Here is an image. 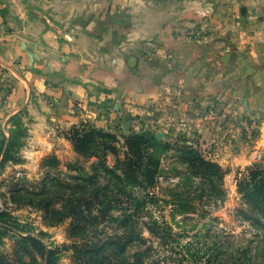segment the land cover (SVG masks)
Segmentation results:
<instances>
[{
  "label": "crops",
  "instance_id": "obj_1",
  "mask_svg": "<svg viewBox=\"0 0 264 264\" xmlns=\"http://www.w3.org/2000/svg\"><path fill=\"white\" fill-rule=\"evenodd\" d=\"M0 66L1 115L48 105L53 123L104 128L194 100L258 139L264 0H0Z\"/></svg>",
  "mask_w": 264,
  "mask_h": 264
},
{
  "label": "rangeland",
  "instance_id": "obj_2",
  "mask_svg": "<svg viewBox=\"0 0 264 264\" xmlns=\"http://www.w3.org/2000/svg\"><path fill=\"white\" fill-rule=\"evenodd\" d=\"M8 72L0 66V103L12 90ZM164 108L158 107L146 116L124 114L104 128L85 123H53V106L48 105L38 113L23 107L12 114H0V139L2 135L8 136L11 130L16 134L13 159L5 162L0 171V212L10 215L8 225L15 229L0 240V264H18L20 258L30 261L28 253L18 258L19 235L34 236L48 248L56 249L55 264H84L85 243L93 236L94 242L102 239L104 233L98 231L111 233L114 229L112 224L91 231L86 226L87 218L81 213L80 224L85 227L69 230L72 218L67 208L61 209L62 203L56 200L57 196L73 193L71 188L76 184L82 186L84 178L93 173L91 164L95 158L83 160L73 149V128L81 131L83 126L117 135L114 153L106 156V164L110 167L116 159L124 157L122 136L147 131L159 142L172 146L162 157L157 190L159 197L167 202L160 201L162 207L152 209L154 217L165 228L166 236L160 239L144 229L145 242L130 244L125 257L119 256L116 250L109 251L112 263L132 264L137 252L144 256L143 264H178L185 253L192 255L193 261L198 262L200 257L205 261L216 259L217 249L222 246L227 254L248 248L253 264H264V228L252 226L238 215L237 210L243 206L235 179L249 166H264V127L257 139V130L248 121L241 125L234 119L232 125L226 112L221 116L217 109L216 115L213 106L194 100L180 99L170 112ZM209 110L213 113L209 114ZM177 139L187 140L201 156L225 172L222 187L226 193L222 201L204 196L201 202L195 203L193 212L180 214L176 211L171 204L172 188L188 177L186 167L178 161L179 152L175 151ZM199 182L194 180L189 191L201 188ZM194 193L197 195L199 191ZM53 209L58 213L53 214ZM227 256H221L223 264L229 263ZM36 261L40 264L37 256Z\"/></svg>",
  "mask_w": 264,
  "mask_h": 264
},
{
  "label": "trees",
  "instance_id": "obj_3",
  "mask_svg": "<svg viewBox=\"0 0 264 264\" xmlns=\"http://www.w3.org/2000/svg\"><path fill=\"white\" fill-rule=\"evenodd\" d=\"M83 127L81 131L73 128V149L83 160L95 158L91 164L93 173L84 178L82 186L74 185L71 188L73 193L66 197L57 196L56 200L62 203L61 209L67 208L68 216L72 218L69 230L85 227L80 224L81 213L87 218L86 226L91 231L96 232L100 226L115 225L111 233L98 231L104 233V237L94 242L93 236L83 247L86 256L84 264H114L110 261L109 251L116 250L119 256H124L130 244L145 242L142 236L144 229L160 239H164L167 234L154 217L152 209L162 207L160 201L167 202L159 197L157 190L160 188L162 157L172 150V146L167 142H159L153 133L147 131L122 136L124 157L116 159L110 167L106 164V156L114 153L117 135ZM15 136L11 130L8 136L2 135L0 139V171L5 162L13 159ZM176 143L178 161L188 172V177L172 188L171 204L177 208L176 211L180 214L193 212L195 203L201 202L204 196L222 201L226 193L222 187L225 172L216 163L201 156L187 140L177 139ZM235 179L243 206L237 210L238 215L250 225L264 228V166H249ZM194 180H200L201 188L195 187L191 192L189 189L193 188ZM178 188L180 191H177ZM196 190L199 191L197 195L194 193ZM57 213L53 209V214ZM10 221L9 214L0 212V240L9 231L15 230L8 225ZM16 249L18 258L22 253L30 256V261L20 258L18 264H38L36 256L40 264H55L56 249L48 248L34 236L19 235ZM225 254L228 255V264H253L250 249L242 248L227 254L222 246L217 249L216 259L212 257L202 261L200 257L196 262L192 260V255L185 253L178 264H223L220 258ZM143 257L142 253H135L132 264H143Z\"/></svg>",
  "mask_w": 264,
  "mask_h": 264
},
{
  "label": "built area",
  "instance_id": "obj_4",
  "mask_svg": "<svg viewBox=\"0 0 264 264\" xmlns=\"http://www.w3.org/2000/svg\"><path fill=\"white\" fill-rule=\"evenodd\" d=\"M201 36H202V35H201L200 31H197V32H195V33L189 35V36L186 37V38H187V39L189 40V42H191V43H198V42H200L201 39H202ZM169 58H171V56H169ZM208 113H209V114H212V113H213V110H209ZM249 134L252 135V132H250Z\"/></svg>",
  "mask_w": 264,
  "mask_h": 264
},
{
  "label": "water",
  "instance_id": "obj_5",
  "mask_svg": "<svg viewBox=\"0 0 264 264\" xmlns=\"http://www.w3.org/2000/svg\"><path fill=\"white\" fill-rule=\"evenodd\" d=\"M159 136V134H157V137Z\"/></svg>",
  "mask_w": 264,
  "mask_h": 264
}]
</instances>
